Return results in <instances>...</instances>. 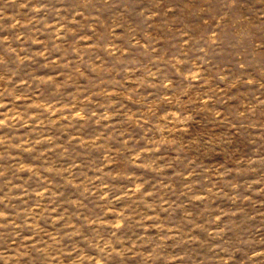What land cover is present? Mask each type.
<instances>
[{
  "label": "clouds",
  "instance_id": "9594fccd",
  "mask_svg": "<svg viewBox=\"0 0 264 264\" xmlns=\"http://www.w3.org/2000/svg\"><path fill=\"white\" fill-rule=\"evenodd\" d=\"M36 2L41 7L29 15L36 18L37 28L42 27L41 13L49 17L66 14L73 19L87 15L84 27L97 26L91 33L95 47L77 43L87 32L61 39L56 47L52 40L43 59H33L40 66L47 63L59 75L41 83L39 97L22 90L17 99L20 93L0 89V264H108L110 258L115 261L117 254L111 245L122 233L143 228L149 199L155 210H164L161 193L165 187L158 182L168 166L181 173L195 167H185V150L192 146L183 137L190 134L197 109L210 111L218 124L260 129L264 139V30L260 39L251 31L264 25V12L254 24L240 13L242 0H202L204 22L214 21L203 41L181 37L162 60L151 62L148 55L146 59L136 57L139 63L134 64L133 55L142 51L132 47L135 35L126 33V42L117 46L110 31L113 24L100 28L99 18L110 19L122 12L114 23H124L135 0ZM14 3L8 0L9 5ZM256 3L264 5V0ZM21 31L24 36L17 33L12 39L23 42L34 35L26 26ZM7 43L8 38L0 36V50ZM52 55L57 56L55 62ZM133 77L134 83H126ZM197 92L200 95H193ZM233 96L237 97L234 109L229 104ZM21 129L25 134H19ZM14 150L24 160L12 157ZM25 163L28 179L14 183L19 180V165ZM237 166L264 170V159H246ZM260 179L264 182V176ZM21 189L26 205L13 203ZM116 209H121L119 214ZM41 220L52 222L54 232H42L37 227ZM23 232H32V238H24ZM73 234L78 239L69 250L60 240ZM216 237L215 232L209 233L210 240ZM172 238L182 240L183 235ZM147 242L137 231L136 243ZM216 242L218 249L207 245L219 257L216 264H264V235L260 233L243 231L228 242L224 236ZM162 244L153 239L154 250L141 255L137 264H187L185 256L162 255ZM119 247L123 250L124 245ZM93 249L96 255L89 258ZM137 251L125 252L116 264H125Z\"/></svg>",
  "mask_w": 264,
  "mask_h": 264
},
{
  "label": "rangeland",
  "instance_id": "374dc122",
  "mask_svg": "<svg viewBox=\"0 0 264 264\" xmlns=\"http://www.w3.org/2000/svg\"><path fill=\"white\" fill-rule=\"evenodd\" d=\"M38 7L41 5L36 0H15L11 5L8 4V0H0V13L4 17L0 21V36L10 41L0 50V57L4 59V63L0 64V89H7L12 94L20 93L17 99H20L23 91L35 92L39 97L41 83L52 80L54 75H59L51 71L47 63L40 66L35 64L33 59L34 57L37 60L43 59L50 41L54 40L53 47H56L61 39L67 40L68 36L76 35L80 31L88 34L80 35L77 43L82 47H95L92 44L91 33L97 30V26L89 24L87 28L84 27L89 19L87 15H77L73 19L66 14L49 17L41 13L38 19L42 22V27L37 28L34 26L36 18L30 17L29 14ZM201 7L202 0H135L130 7L131 14L125 13L127 18L124 23H114L116 16H123L120 12L110 19L99 18V27L113 24L110 31L114 33L117 46H121L120 42H126V33L135 35L132 47H138L142 51L133 55L131 63H139L136 57L146 59L148 55L152 56L151 62H157L168 54L169 47L175 48L173 42L181 37L189 36L193 41H203L206 38L214 21L210 19L209 23L204 22L206 13L200 12ZM239 11L242 15L249 16L255 24L259 13L264 12V5L257 4L256 0H242ZM24 26L31 28L34 34L31 40L26 39L21 42L12 39L17 33L20 36L25 35L21 31ZM43 29L49 31L45 32ZM262 30L264 25L253 27L251 31L254 38H262ZM124 54H129L127 48L124 49ZM51 59L55 62L57 56L52 55ZM118 76L119 73L116 74L117 80ZM134 82L135 77L130 78L126 83ZM193 95L198 96L200 93ZM156 103L159 106V102ZM192 103L195 101L193 100ZM229 104L234 109L237 106V97L233 96ZM218 107L223 109L222 105ZM162 115L164 113H161ZM19 134H25L24 130L21 129ZM260 136V129L218 124L212 119L210 111L197 109L195 122L190 126V134H185L183 137L185 143L192 146L190 151L185 150L188 160L185 167L189 165L195 167L191 172L181 173L180 169H174L173 165L168 166L166 175L158 182L164 183L165 187V191L161 193L164 210H155L149 199L150 211L144 218L143 228L122 233L121 239L115 245H111L117 254L115 261L110 258L108 264H116L124 258L125 252L138 249L139 251L125 260V264H137L141 255L148 256L154 250L151 245L153 239L163 241L162 247L165 251L161 253L162 255L171 258L185 256L187 264H216L219 257H214L207 245L212 244L218 249L219 244L216 241L221 236H224L225 242H228L236 233L243 231L264 235V182L260 179L264 176V170H248L237 166L246 159H264V139ZM11 156L24 160V156L19 151L14 150ZM26 167V163L19 165V180L14 183L19 184L28 179L27 173L23 170ZM182 180L187 183H182ZM168 188L171 190L168 191ZM13 203L27 204V197L22 194V189L16 192ZM20 211L24 212L25 208H20ZM120 211L121 209H116L117 214ZM209 221L214 223L210 224ZM37 227L42 232H54L52 222L45 224L41 220ZM137 231L141 240L147 237V243H136ZM211 232L217 234L216 240L209 239ZM162 233L171 235L166 237ZM22 235L26 239H31L33 233L23 232ZM61 235L63 236V233ZM117 235L121 233L118 232ZM181 235H183L182 240L172 238ZM48 238L47 235L44 236L45 240ZM77 239L78 234H73L71 238L65 236L60 243L70 250L72 241ZM107 243L111 244V241ZM121 244L124 245L123 250L119 247ZM80 246H83L82 242ZM144 249L149 251L145 252ZM95 255L96 251L90 250L89 258ZM65 264L68 262L66 261Z\"/></svg>",
  "mask_w": 264,
  "mask_h": 264
}]
</instances>
